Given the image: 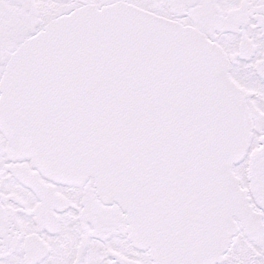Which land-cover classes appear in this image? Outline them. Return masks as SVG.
Instances as JSON below:
<instances>
[{"label": "snow or ice", "instance_id": "1", "mask_svg": "<svg viewBox=\"0 0 264 264\" xmlns=\"http://www.w3.org/2000/svg\"><path fill=\"white\" fill-rule=\"evenodd\" d=\"M0 264H264V0H0Z\"/></svg>", "mask_w": 264, "mask_h": 264}]
</instances>
